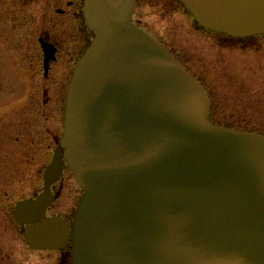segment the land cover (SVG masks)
<instances>
[{
	"label": "water",
	"instance_id": "1",
	"mask_svg": "<svg viewBox=\"0 0 264 264\" xmlns=\"http://www.w3.org/2000/svg\"><path fill=\"white\" fill-rule=\"evenodd\" d=\"M197 24L264 35V0H177ZM136 0H85L93 41L70 81L43 191L14 218L28 245L71 264H264V135L214 125L210 99L164 44L133 24ZM45 71L54 50L40 40ZM69 166L84 196L47 217Z\"/></svg>",
	"mask_w": 264,
	"mask_h": 264
},
{
	"label": "rangeland",
	"instance_id": "2",
	"mask_svg": "<svg viewBox=\"0 0 264 264\" xmlns=\"http://www.w3.org/2000/svg\"><path fill=\"white\" fill-rule=\"evenodd\" d=\"M47 1L0 0V225L6 220L9 247L0 264L35 263L24 250L13 210L43 189L45 167L57 148L54 136L63 134L58 89L66 73L53 67L52 78L45 77L39 41ZM134 22L204 87L213 124L264 135V37L247 41L201 28L173 0H138ZM46 90L54 103L45 102ZM67 168L59 204L81 188Z\"/></svg>",
	"mask_w": 264,
	"mask_h": 264
},
{
	"label": "flooded vegetation",
	"instance_id": "3",
	"mask_svg": "<svg viewBox=\"0 0 264 264\" xmlns=\"http://www.w3.org/2000/svg\"><path fill=\"white\" fill-rule=\"evenodd\" d=\"M135 3V7L136 4ZM175 1L179 7H184L180 2L177 0ZM85 0H48L47 6H45L44 13L42 15V24H43V31L39 36V41L42 40L47 43L51 49L54 50L53 59L50 60L48 71L45 73V77L52 78L50 76V69L53 67L57 68V72L66 73L65 77H63V81L61 83L62 87L58 89V100L61 103V112H65V107L63 108L64 103L66 104V96L67 90L70 83V80L73 76L74 69L78 64L80 58L86 52L88 47L90 46L93 40V34L89 31L87 27V23L85 20ZM135 17V10L133 15V23ZM50 26V27H46ZM137 25V24H136ZM49 28V29H48ZM53 29V30H52ZM55 29V30H54ZM264 37V35H252L249 37H245L244 40L253 41L257 37ZM41 45V43H40ZM42 49L43 61H44V68H45V54ZM71 68V70H70ZM57 75V73H56ZM58 76V75H57ZM46 96L45 102L46 103H54L56 98L52 99L49 96L48 91H45ZM52 99V100H51ZM64 115V113H63ZM63 127H64V120H63ZM62 136V135H61ZM61 136L58 135L54 136L55 143L57 146L60 143ZM68 168L65 169L64 174L62 176L61 181L58 182L59 187L55 188V185L52 187V193L56 197L55 202L51 206V208L47 211V217H62L63 219L67 220L70 224L69 230L72 231L73 229V221L70 220V217L75 213L76 209L78 208L84 192L80 188V190L74 191V198H68L64 200L62 203H58L61 199L62 195V180ZM42 190L32 196L31 198H36ZM60 206L59 209H55L56 206ZM61 208L65 209L61 210ZM13 217H14V210H13ZM15 223L19 226V231L23 237L24 241V250L30 254L31 258L35 261L34 264H71V255H72V239L69 238L65 245L57 250H36L31 248L24 235L22 234L21 226L15 221ZM6 220L1 221L0 225V256H9L8 251L9 247L7 241L5 239L6 234ZM2 230V231H1ZM54 257V260H50Z\"/></svg>",
	"mask_w": 264,
	"mask_h": 264
}]
</instances>
